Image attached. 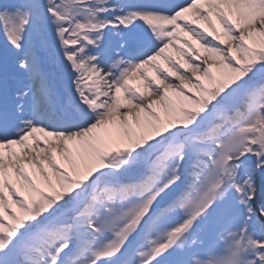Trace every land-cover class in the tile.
Listing matches in <instances>:
<instances>
[{"label": "snow or ice", "instance_id": "obj_1", "mask_svg": "<svg viewBox=\"0 0 264 264\" xmlns=\"http://www.w3.org/2000/svg\"><path fill=\"white\" fill-rule=\"evenodd\" d=\"M0 264H264V0H0Z\"/></svg>", "mask_w": 264, "mask_h": 264}, {"label": "rangeland", "instance_id": "obj_2", "mask_svg": "<svg viewBox=\"0 0 264 264\" xmlns=\"http://www.w3.org/2000/svg\"><path fill=\"white\" fill-rule=\"evenodd\" d=\"M202 27H204V25L201 24ZM217 27L219 28V23L217 22ZM187 39H191L190 37H187ZM197 47L199 48V45H197ZM202 51V50H201ZM173 55H176L175 52H172Z\"/></svg>", "mask_w": 264, "mask_h": 264}]
</instances>
